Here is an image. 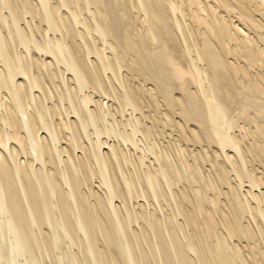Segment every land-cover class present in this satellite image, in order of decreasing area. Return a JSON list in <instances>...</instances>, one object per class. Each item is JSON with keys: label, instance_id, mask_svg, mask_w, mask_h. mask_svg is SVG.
<instances>
[{"label": "bare ground", "instance_id": "1", "mask_svg": "<svg viewBox=\"0 0 264 264\" xmlns=\"http://www.w3.org/2000/svg\"><path fill=\"white\" fill-rule=\"evenodd\" d=\"M261 186L264 0H0V264H264Z\"/></svg>", "mask_w": 264, "mask_h": 264}, {"label": "rangeland", "instance_id": "2", "mask_svg": "<svg viewBox=\"0 0 264 264\" xmlns=\"http://www.w3.org/2000/svg\"><path fill=\"white\" fill-rule=\"evenodd\" d=\"M22 51H23V50H22ZM105 102H107V100H106ZM110 104H111V103H110ZM145 110L147 111V109H145ZM166 132H167L168 134H169V132H171V134H169V135H171V136H170L171 138L168 137L169 135H166L165 138L168 137L169 140H168V138L165 139V140H166L167 142L171 143V146H172V147L174 146V147L172 148V147L170 146V144L167 143V142H166V143H163V142H165L164 137H163V139H160V140H158V141H159L160 143H162V145H166V144H167V145L169 146V147H168V150H169L170 148H172L171 151H170V150H169V151H170L171 153L173 152V156H176L177 153H175V152L177 151V146H176V143H177V141H176V140H177V136H176V134H177V133H174V132L172 131V129H171V131H170L169 128H168V129L166 128ZM172 133H173L174 135H173ZM140 136H142V135H140ZM141 138H142V137H141ZM172 138H174V139H172ZM170 140H171V142H170ZM172 140H173V141H172ZM111 141H112L111 143H113V139H112ZM174 142H176V143H174ZM172 143H174L175 145L172 144ZM174 148H175V149H174ZM199 148H200L199 146H198V147H197V146H195V147H190V150H192V149H193V150H195V149H198V150H199ZM173 149H174V150H173ZM175 150H176V151H175ZM198 150H197V151H198ZM174 151H175V152H174ZM105 152H106V150H105ZM174 154H175V155H174ZM191 154H192V151H191ZM177 155H178V154H177ZM176 157H177V158H176ZM176 157H175L176 159L179 158L178 156H176ZM176 161H177V160H176ZM203 164H204V165H203ZM201 166H203V167H201ZM201 166H198L199 171H201V173H202L203 175H205V174L207 175V174H208V171H207V170H210V169H211V164L209 163V164L207 165V162H206V163H202ZM206 166H207V167H206ZM195 168H196V166H195ZM201 168H202V169H201ZM203 168H204V169H203ZM206 168H207V170H205ZM200 169H201V170H200ZM202 171H203V172H202ZM231 175H232V173H231ZM231 177H234V176H231ZM234 178H235V177H234ZM245 185L247 186V184H245ZM226 187H227V186H226ZM226 187L222 186L223 191H224V190L226 191V189L228 188V187H227V188H226ZM224 188H225V189H224ZM245 189H248V187H244V188L242 189V193H244V194L247 193V190L245 191ZM260 189L263 190L262 192H264V187H263V186H261V187L259 188V190H258V188H257L256 190L253 189V192H254V193H255V192H256V193H259V191L261 192ZM257 191H258V192H257ZM210 193H211V192H210ZM262 237H263V236H262ZM262 237H261V238H262ZM261 238H260V241L263 240L262 242H264V239H261ZM245 242H246V241H244L243 244H246ZM263 244H264V243H263ZM263 246H264V245H263ZM47 263H48V260H47Z\"/></svg>", "mask_w": 264, "mask_h": 264}]
</instances>
